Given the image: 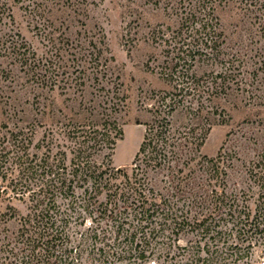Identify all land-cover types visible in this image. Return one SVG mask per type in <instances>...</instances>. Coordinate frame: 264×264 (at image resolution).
<instances>
[{
    "label": "trees",
    "instance_id": "16d2710c",
    "mask_svg": "<svg viewBox=\"0 0 264 264\" xmlns=\"http://www.w3.org/2000/svg\"><path fill=\"white\" fill-rule=\"evenodd\" d=\"M67 1L84 36L69 32L58 61L36 58L19 34L0 42V197L25 206L0 213V264H256L264 0H121L124 44L150 49L152 83L132 98L104 30L89 26L95 0ZM18 72L58 90L60 107L43 90L32 102L25 94L27 108L11 106ZM128 123L144 135L130 169L114 168ZM231 123L206 155L212 129Z\"/></svg>",
    "mask_w": 264,
    "mask_h": 264
},
{
    "label": "rangeland",
    "instance_id": "374dc122",
    "mask_svg": "<svg viewBox=\"0 0 264 264\" xmlns=\"http://www.w3.org/2000/svg\"><path fill=\"white\" fill-rule=\"evenodd\" d=\"M66 1L67 0H63V2L62 0H0V42L6 39V34L11 35L14 39H16L17 34H19L33 49L36 58L41 60L45 58L57 60V53L67 52L65 40L69 32L78 30L77 32H80L82 37L84 36L82 33L83 29L79 31L81 24L75 23L76 21L72 20L71 16L73 13L71 8L68 7L69 1H67V3ZM75 1L82 2L83 0ZM121 3V0H95V3L89 6L90 12L88 21L89 26H91L95 32V29L99 27L104 30L110 53L114 57L115 63L122 68L124 82L132 98L137 93L139 86L146 88L149 83H152L151 77L144 72L143 67L150 49L147 44L142 42L124 44L122 36L124 34L125 25L120 15ZM8 13L11 14L12 21L7 17ZM76 18H82V16H76ZM77 37L78 36H76V38ZM72 39L73 38H70V41ZM262 48L264 50V43H262ZM55 49L61 51H56ZM55 63L58 65L57 62ZM30 81L31 80H28L27 77L25 78L21 72L12 75V79L7 83L8 87L6 89V94L13 98V100H11V98L8 100L11 106L13 105L14 108L18 110L20 108H27L28 105L24 103L25 94H27L26 96H28V99L31 101L33 94H40V92L42 93L44 90H49V88L43 90L40 86L35 87L36 84L29 85ZM30 86H34V89ZM45 93L44 91L42 94ZM46 94H48L47 97L49 100L53 99L51 109H58L61 100L59 91L56 90V92ZM260 94L264 96V88ZM47 104L49 105L48 102ZM4 108H7V106ZM261 108H264V105ZM235 125L236 123H231L229 126H215L206 140L203 152L208 156L215 155L223 143L227 132L233 129ZM1 126L0 123V134L5 130ZM35 131L36 134L33 138L34 142L41 136L39 128H36ZM122 132L121 139L116 143L111 158V164L114 168L129 170L142 141L144 127L128 123L122 127ZM4 186V183H0V190ZM9 206L14 208L18 214L25 213V206L20 201L8 199L5 196L0 197V213L5 212L6 208ZM78 229H80V231L82 230V228ZM180 244L185 245V240H182ZM1 257L3 256L0 254V258ZM87 263L84 262V264ZM256 264H264V258L258 259Z\"/></svg>",
    "mask_w": 264,
    "mask_h": 264
}]
</instances>
